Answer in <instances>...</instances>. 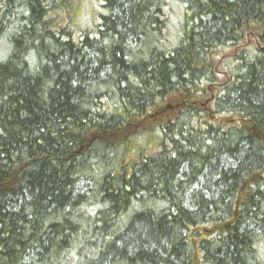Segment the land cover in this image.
<instances>
[{
    "label": "trees",
    "instance_id": "obj_1",
    "mask_svg": "<svg viewBox=\"0 0 264 264\" xmlns=\"http://www.w3.org/2000/svg\"><path fill=\"white\" fill-rule=\"evenodd\" d=\"M99 2L0 0V264H264V0Z\"/></svg>",
    "mask_w": 264,
    "mask_h": 264
},
{
    "label": "rangeland",
    "instance_id": "obj_2",
    "mask_svg": "<svg viewBox=\"0 0 264 264\" xmlns=\"http://www.w3.org/2000/svg\"><path fill=\"white\" fill-rule=\"evenodd\" d=\"M78 1V8H79V18H82L85 20L87 19L88 23L98 22V12H99V0H77ZM177 97L173 94L168 99H166L163 104L161 105L162 112L165 114L166 111H168V114H173L174 109H176L177 105ZM152 113L154 112L151 110Z\"/></svg>",
    "mask_w": 264,
    "mask_h": 264
}]
</instances>
